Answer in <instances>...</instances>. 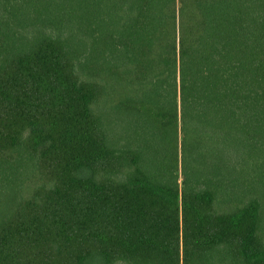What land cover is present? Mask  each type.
Segmentation results:
<instances>
[{"label":"trees","instance_id":"16d2710c","mask_svg":"<svg viewBox=\"0 0 264 264\" xmlns=\"http://www.w3.org/2000/svg\"><path fill=\"white\" fill-rule=\"evenodd\" d=\"M0 264H264V0H0Z\"/></svg>","mask_w":264,"mask_h":264}]
</instances>
